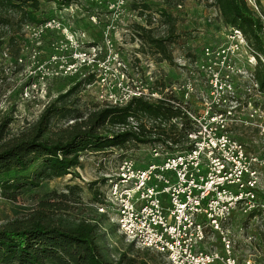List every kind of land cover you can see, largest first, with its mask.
I'll return each mask as SVG.
<instances>
[{
	"label": "rangeland",
	"instance_id": "rangeland-1",
	"mask_svg": "<svg viewBox=\"0 0 264 264\" xmlns=\"http://www.w3.org/2000/svg\"><path fill=\"white\" fill-rule=\"evenodd\" d=\"M131 1L79 0L63 6H58L52 0L42 1L39 14L47 18L49 23L26 25L23 33L17 35L16 49L19 53L16 55L12 53L15 50L12 51L8 42L0 50V118L5 113L13 115L14 119L10 125L12 132H17L36 121L49 102L59 94L67 92L89 71L97 75L103 74L104 69H100L99 63L104 60L112 70L128 73L130 78L136 80V84L141 79L150 90L157 85L162 86L163 83L164 87L160 90L173 91L172 96L175 98H183L184 90L180 89V85L186 81L192 82L198 90L202 88L204 82L198 76L195 61H203L206 46L217 48L224 44L229 30L224 25L218 9L211 4L212 0H179L182 5L178 10L177 23L180 43L170 46L173 61L160 59V56L149 51L147 46L145 49L148 51L141 50L143 46L140 39H133L131 24H146L147 16L132 9ZM162 1L148 0L154 11H148L146 14H152L155 26L161 21L159 13L155 10L158 6H163ZM257 1L248 0L252 7ZM258 8L264 11V0H259ZM94 43L97 47H94ZM250 54L251 52L239 53L235 57V66L252 71L255 61ZM94 57L96 59L93 62ZM63 66L68 73L63 72ZM235 81L239 85L241 99L251 101L252 104L251 108L246 105L241 111L242 122L231 124L232 131L251 151L259 153L264 149V118L260 113L251 116L250 111L252 108L264 109V91L260 94L255 90L246 91L245 85L250 82L247 78L237 77ZM100 89L102 85L94 80L90 86L87 84L71 94L67 105L74 113L91 110L103 102L99 95ZM190 100L194 105L199 100L198 93L192 91ZM59 119L56 127H67L73 122L66 117ZM124 157L134 158L142 164L158 161L152 156L148 144L133 141H127L122 147H110L101 152H86L82 156V166L77 169L79 177L72 178L69 174L45 181L40 188L20 195L16 202L4 199L0 193V223L17 216H27L37 206L40 196L53 191H66L69 184H79L82 187L83 204L96 207L105 205V201H94L93 192L98 189L105 197L108 179L116 172ZM259 183L258 195L261 198L264 167ZM105 226L108 232L107 250L128 252L133 247L143 251V248L128 241L111 219ZM223 236L232 239V255L239 264L247 261H250L249 264H264V213L252 219L231 217L223 233H208L206 247L216 248L223 253ZM151 252L155 254L154 251ZM128 253L135 254L134 251ZM154 260H157V263L151 261L150 264H169L164 256L156 255Z\"/></svg>",
	"mask_w": 264,
	"mask_h": 264
},
{
	"label": "built area",
	"instance_id": "built-area-1",
	"mask_svg": "<svg viewBox=\"0 0 264 264\" xmlns=\"http://www.w3.org/2000/svg\"><path fill=\"white\" fill-rule=\"evenodd\" d=\"M253 7L264 19L258 4ZM46 23L49 22L43 25ZM228 29L224 44L217 48L206 46L203 61H195L204 82L202 88L198 90L192 82H184L180 85L183 98H175L170 90H150L141 79L136 84L128 73L109 68L106 60L99 63L106 76L96 74L104 105H123L133 97H143L166 100L181 110L168 119L129 118L128 126L137 131L141 126L150 129L155 123L164 130L159 134L156 128L153 134L164 140L146 143L158 161L142 164L131 157L122 158L108 179L105 205L98 206L128 241L163 254L169 264H239L232 255V239L223 236L221 253L206 247L208 233H223L228 220L238 211L247 215L264 208V200L258 195L264 149L259 153L251 151L231 127L243 121L241 111L252 104L241 99L236 78L250 80L246 91L260 94L264 89L253 70L235 66L239 53L251 52L255 63L257 58L243 32L236 27ZM258 56L264 62L263 55ZM62 69L69 72L65 66ZM192 91L199 98L194 105L190 100ZM250 113H260L264 118V109L252 108ZM261 194L264 196V188Z\"/></svg>",
	"mask_w": 264,
	"mask_h": 264
},
{
	"label": "trees",
	"instance_id": "trees-1",
	"mask_svg": "<svg viewBox=\"0 0 264 264\" xmlns=\"http://www.w3.org/2000/svg\"><path fill=\"white\" fill-rule=\"evenodd\" d=\"M42 1L0 0V50L8 42L12 51L15 50L11 52L16 55L19 53L17 35L23 33L24 27L47 21L39 14ZM78 1L52 0L58 6ZM211 4L218 9L224 25L239 28L255 51L257 61L253 73L260 88L264 89V62L258 56L264 57L263 17L248 0H212ZM162 5L155 10L161 19L155 26L152 14H146L154 11L153 5L148 0H132L131 8L146 15L147 23L133 22L131 33L133 39L142 42L141 50L152 51L160 59L173 61L170 46L180 43L177 23L179 6L182 5L179 0H163ZM261 14L264 15V11L261 10ZM93 45L97 46L96 43ZM1 71L2 68L0 80ZM95 79L96 73L89 71L67 92L49 102L36 121L17 132L10 128L14 119L12 114L5 113L0 118V193L4 199L16 202L20 195L40 188L45 181L69 174L72 178L79 177L77 169L82 166V156L86 152L122 147L127 141L150 143L164 140L161 135L153 137L159 125L155 123L150 129L141 126L137 131L128 126L130 117L168 119L180 114L181 110L166 100L152 101L143 97H133L123 105L101 104L86 112H72L67 105L69 96ZM163 87L162 83L154 88ZM60 117L73 122L67 127H56ZM158 128L159 134L164 132ZM81 192L79 184H69L66 191L40 196L37 206L27 216L0 223V264H150L151 261L157 263V260L153 261L156 255L164 256L149 248L141 251L132 247L128 250L135 254L107 250L105 225L110 217L96 206L83 204ZM93 199L96 203H104L98 189L94 190ZM263 213L264 208L260 207L247 215L238 211L232 217L252 219Z\"/></svg>",
	"mask_w": 264,
	"mask_h": 264
}]
</instances>
